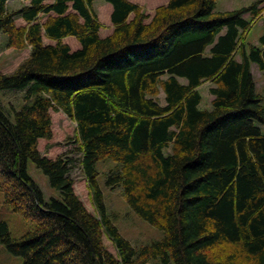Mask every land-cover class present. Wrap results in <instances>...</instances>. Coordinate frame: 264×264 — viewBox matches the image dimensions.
Wrapping results in <instances>:
<instances>
[{
	"label": "trees",
	"instance_id": "1",
	"mask_svg": "<svg viewBox=\"0 0 264 264\" xmlns=\"http://www.w3.org/2000/svg\"><path fill=\"white\" fill-rule=\"evenodd\" d=\"M94 1L0 0V44L30 48L0 72V93L22 91L25 102L12 115L0 104V193L32 225L14 238L0 220V245L23 264H264V97L252 74L253 65L264 73V35L246 42L264 0L223 12L215 0H169L149 23L140 6L105 0L114 29L104 38ZM206 82L212 109L200 110ZM51 112L76 124L96 216L75 193L74 159L38 150L52 138ZM104 159L117 163L106 187L121 188L160 241L134 248L119 233L97 183ZM28 161L58 199L44 200Z\"/></svg>",
	"mask_w": 264,
	"mask_h": 264
},
{
	"label": "rangeland",
	"instance_id": "2",
	"mask_svg": "<svg viewBox=\"0 0 264 264\" xmlns=\"http://www.w3.org/2000/svg\"><path fill=\"white\" fill-rule=\"evenodd\" d=\"M49 1V0H47ZM142 1L141 9L144 13H149V2L146 0ZM104 0H95L93 3V9L98 15V20L101 23L102 34L111 32L112 25L109 23V18L106 15L104 9ZM250 1L246 0H215L216 11H233L250 5ZM139 6V5H138ZM104 25H103V24ZM18 26L23 25V22L18 19L16 21ZM263 33V29L259 26L253 25L251 30L247 34L246 41L248 43H254L256 39ZM67 38L65 39V41ZM74 40V39H73ZM69 40V46L71 49L74 46V41ZM5 37L1 38L0 44V72L3 74L12 73L19 64L28 57V50L17 51L13 49H7L4 45ZM47 43V41H44ZM66 43V42H65ZM255 80L258 84L257 93L264 96V78H261L256 68H254ZM181 82H183L181 80ZM209 83L206 82L203 86L198 88V91L202 97V101L199 104L200 110H211V101L213 97L209 94ZM158 102L164 105V96L161 92L158 96ZM32 101L27 102V104ZM0 104L6 112L12 115V109L15 108L18 111L25 102L23 101L22 91H4L0 93ZM264 105V101L262 103ZM52 119V138L50 140H40L38 142V150L45 156L51 159L62 154H68L69 157L73 158L70 175L74 180V190L79 199L82 201L86 209L93 215H97L95 208L92 205V198L87 189L85 178L81 172L79 165V158L77 153L74 151L76 147L75 142V129L76 124L69 120L62 112H51ZM264 134V127H261ZM117 163L109 159H104L96 164L98 171L97 183L100 190L103 193V200L106 207V211L110 218L113 220L119 233L124 237L134 248L147 245L151 242L160 241L163 238V232L154 228L141 218H139L132 210L128 207L121 188H115L110 190L105 185L106 174L110 170H114ZM27 172L34 182L39 186L43 193L44 200L48 202L51 198L58 199L59 193L57 190L50 187L47 177L36 168V166L28 161ZM0 220L5 221L9 228L12 237L18 238L25 232L32 229L31 224L24 222L21 216L15 214L11 207L4 203L3 196L0 193ZM103 243L109 252L115 254V248L113 247L109 238L104 235ZM0 263L1 264H23L22 258L10 254L3 245H0Z\"/></svg>",
	"mask_w": 264,
	"mask_h": 264
},
{
	"label": "crops",
	"instance_id": "3",
	"mask_svg": "<svg viewBox=\"0 0 264 264\" xmlns=\"http://www.w3.org/2000/svg\"><path fill=\"white\" fill-rule=\"evenodd\" d=\"M129 2H131V3H133V4H137V5H139V6H141L142 7V1H140V0H128ZM168 1L169 0H146V2H149L150 4H149V13H147L146 12V14L147 15H149L150 17H152L153 15H154V11H155V9L156 8H158V7H160V6H164V5H166V4H168ZM246 1H250V3H252V2H254L255 0H246ZM49 2V1H48ZM105 5L103 6L104 7V9L106 10V15H107V17L109 18V23L111 24V22H110V17H111V14H112V11H113V7H112V5H110L109 3H107V2H105L104 3ZM94 10V9H93ZM95 12V11H94ZM221 12H223V11H221ZM96 13V12H95ZM98 16V15H97ZM262 16V15H261ZM261 16H259L254 22H253V24H252V26L253 25H255V26H259L260 28H262L263 29V33L260 35V37L261 36H263L264 35V20H263V18L261 17ZM244 18L245 19H247V20H249V14H245L244 15ZM150 22V19H148V20H146V23H149ZM103 24V23H102ZM104 25V24H103ZM112 25V24H111ZM252 26H251V28H252ZM113 26H112V30H111V32H109V33H106V34H102L103 33V30L102 29H100V31H99V35H100V37L101 38H104V37H107V36H109L110 34H112V32H113ZM251 30V29H250ZM223 33V32H222ZM259 37V38H260ZM246 38H247V35H246ZM259 38L258 39H256L255 40V42L254 43H248L247 41V43L248 44H252V45H258V41H259ZM66 39V38H65ZM65 39H64V43L66 42L67 44H69V40H73L74 41V46H73V48H72V50L73 51H75V50H78L79 48H80V45H79V43L77 42V40L75 39V38H73V37H68L67 38V40L65 41ZM47 43H50V44H52V42H49V41H47ZM46 43V44H47ZM26 50H28V55H29V51H30V49L28 48V49H26ZM254 68H256L257 69V67L256 66H252V74H253V77H254V80H255V75H254ZM257 71H258V74H260V76H261V78H264V73H261L258 69H257ZM180 80V82H181V80L183 81L182 83H185V80L184 79H179ZM255 82V88H256V93H257V86H258V84H257V82H256V80L254 81ZM209 83V82H208ZM203 86V85H202ZM209 86H212L211 85V83H209ZM258 94V93H257Z\"/></svg>",
	"mask_w": 264,
	"mask_h": 264
}]
</instances>
